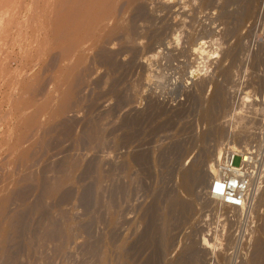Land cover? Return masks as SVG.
Here are the masks:
<instances>
[{
    "label": "rangeland",
    "instance_id": "374dc122",
    "mask_svg": "<svg viewBox=\"0 0 264 264\" xmlns=\"http://www.w3.org/2000/svg\"><path fill=\"white\" fill-rule=\"evenodd\" d=\"M34 1L13 0L35 6L22 7L25 22L48 4ZM105 1H94L90 21L106 14ZM121 2L106 27L95 19L98 29L82 28L90 35L72 34L86 35V55L71 35L64 68L55 56L68 43L45 39L41 22L0 42V197L10 194L15 226L0 264H264V171L250 166L247 207L206 194L228 145L264 157V13L243 14L261 10L260 0H137L128 35L111 32ZM62 83L73 84L72 102L46 125ZM15 142L31 155L20 173L21 160L9 158Z\"/></svg>",
    "mask_w": 264,
    "mask_h": 264
},
{
    "label": "bare ground",
    "instance_id": "6f19581e",
    "mask_svg": "<svg viewBox=\"0 0 264 264\" xmlns=\"http://www.w3.org/2000/svg\"><path fill=\"white\" fill-rule=\"evenodd\" d=\"M19 2H21V0H18ZM23 1V0H22ZM36 1V0H35ZM34 1V3L36 4V6L39 4L38 3V0H37V3ZM42 1V0H41ZM43 1H45V0H43ZM61 0H54V1H51V0H48L46 3H48L47 5H43V8L41 7H38V8H40V9H38L37 7H36V9H38L39 11H36V13H33V12H35V8L32 10L33 12L30 14V11H31V9L33 8H31L30 9V6H34V5H29V6H25V5H23V3H21L20 5H19V2H14V4L16 3H18V6L16 5L15 7H14V4H12L13 3V0H0V42L1 41H5L6 39H8V36H10L8 33L9 32H11V30H13L14 31V29L16 30V32H17V35L16 36H19V38H21V36H23L24 35V31H25V29L27 30V28L29 29V28H31V26L34 24V26H35V24H36V27H38L37 25H39V24H37V23H39V22H41L40 23V25H39V27H40V29H39V27L38 28H34V29H39L40 31H42L43 30V32H40V34L41 33H44L45 35V39H48V40H50L51 41V43H53V45H56V46H61V44H63L62 43V41H61V44H60V41L59 40H57V38L58 39H60L62 36V38L64 39V41H65V43L67 42L68 44H66V46H61V47H58V49L59 50H57V56H55L56 58H55V60L58 58V59H60V60H58V62L57 63H59V61L61 62V59H62V61H64L67 57H68V54L70 55V51H73V49L74 50H76V46H78V54H81L83 51V43H81V41H84V39H85V37H86V35H85V37L83 36V34L80 36L81 38L82 37H84V39L82 38V40L81 39H77L76 41H75V39L77 38H75V35L77 36V32L81 29V30H83V29H85L86 30V28L87 27H90V28H99L100 29V27H99V24H100V26L101 27H103V24H105L107 21H109V19L111 18L110 17V13L111 12H113L112 11V9L114 10V7H115V9H116V5H119L118 3H119V1L120 0H103V2L105 1V4H106V6H107V12H108V14H107V12H106V14L104 13H102L101 15L102 16H98L99 17V19L97 18V16H94V18L96 19V20H98V22L96 23V24H94L93 23V21H90V16H92V15H90L93 11H91V9L93 10V6L94 5H96L95 3H94V1L95 2H97V0H62L61 2H60ZM100 1V0H99ZM124 1V3H125V5L124 6H122L123 8L122 9H124L125 8V10H123V13H122V15H121V18L119 17V20L117 21V23L112 27V29H111V32L112 33H116L117 32V30H122L125 34H127V33H129L128 31H129V26H128V17L126 18V14L127 13H129V11L131 10V7H133L134 6V4H135V2L137 1V0H122V2ZM28 2V1H27ZM121 2V3H122ZM160 2L162 3V4H165L166 2H167V0H160ZM45 3V2H44ZM43 3V4H44ZM45 3V4H46ZM71 3L72 4H76L75 5V7H71ZM99 3V2H98ZM120 3V4H121ZM157 3H159L158 1H157ZM251 3V2H250ZM28 4V3H27ZM101 4V3H100ZM260 4H261V10H259L260 9V7H258L259 9L257 10V12H255V10H253V11H250V9H251V7H250V9L249 10H245V12H247L246 14L247 15H245V13H243L244 14V16L246 17V16H248L249 18H252V17H254V15H255V17H256V19L258 20H260V18L262 17V15H263V13H264V0H260ZM98 5V4H97ZM167 5V4H166ZM42 6V5H41ZM104 4H103V6H100V7H103L104 8ZM106 6H105V8H104V10L106 9ZM173 6V5H172ZM251 6H252V4H251ZM260 6V5H259ZM22 7H28L29 9H30V11H28L29 13L28 14H30L29 15V18L27 17V19H29L28 21H27V19H26V22H28L29 23V25H30V27H27V28H25L24 27V25H27V23L25 22V20H24V18H23V16H25V15H21V16H19L20 14L19 13H22ZM35 7V6H34ZM99 7V5L96 7V8H98ZM249 7V6H248ZM102 8V9H103ZM110 8V9H109ZM28 9V10H29ZM101 9V10H102ZM254 9V8H253ZM100 10V9H99ZM252 10V9H251ZM90 11H91V13H90ZM96 11V10H95ZM101 12V11H100ZM104 12V11H103ZM121 12H122V10H121ZM120 12V13H121ZM24 13V12H23ZM97 13H99V12H97ZM19 14V15H18ZM24 14H26V13H24ZM95 14V13H94ZM93 14V15H94ZM112 14V13H111ZM27 15V14H26ZM117 16V15H116ZM247 17V18H248ZM116 18V17H115ZM41 19V21H38V20H40ZM89 19V20H88ZM255 19V18H254ZM253 19V20H254ZM249 20V19H248ZM251 20V19H250ZM38 21V22H37ZM89 21H90V23L92 22V24L91 25H96L97 27H95L94 25H93V27H91L90 26V24L88 25V23H89ZM136 21V20H135ZM255 21V20H254ZM26 23V24H25ZM31 23H33V24H31ZM134 23V22H133ZM176 23V22H175ZM140 24V23H139ZM28 25V26H29ZM111 25V24H110ZM33 27V26H32ZM84 27V28H83ZM104 27H106V24L104 25ZM143 27V26H142ZM23 28H25V29H23ZM76 28H78V29H76ZM83 28V29H82ZM97 28V29H98ZM96 29V30H97ZM103 29V28H102ZM106 29V28H105ZM138 29V28H137ZM136 29V30H137ZM32 30H33V28H32ZM75 30H77V31H75ZM85 30H83L84 32H82V33H88L89 35L91 34V33H89L88 32V30L90 31V29L88 28L87 29V32H85ZM136 30H134V31H136ZM13 31H12V33H13ZM38 31V30H37ZM116 31V32H115ZM121 31V32H122ZM16 32L14 33V34H16ZM79 32H81V31H79ZM79 32H78V34H79ZM107 32H110V31H107ZM119 32V31H118ZM117 32V33H118ZM74 33H76L75 35H72V34H74ZM96 33V32H95ZM120 33V32H119ZM37 34V33H36ZM39 34V33H38ZM109 34V33H108ZM74 36L73 37V40L75 41V43L77 44V41L78 42H80V45H79V43L77 44V45H75V47L76 48H74V47H71L72 45H74V42H73V44L71 45L70 44V41H71V39L72 38H70V37H72V36ZM109 35H111V34H109ZM128 35V34H127ZM132 35V34H131ZM98 36V35H97ZM105 36V35H104ZM143 36V35H142ZM13 37V36H12ZM15 37V36H14ZM13 37V39L15 40L16 38H14ZM24 37H25V35H24ZM66 37H68V38H70V39H68V38H66ZM79 37V36H78ZM87 37H89V36H87ZM101 37V36H100ZM61 38V39H62ZM75 38V39H74ZM107 38V37H106ZM127 38V37H126ZM13 39L11 38L10 40H12L13 41ZM22 39V38H21ZM32 39H33V37H32ZM67 41H66V40ZM9 40V39H8ZM42 40V39H41ZM44 40V39H43ZM69 40V41H68ZM81 40V41H80ZM3 41V42H4ZM59 41V42H58ZM63 41V42H64ZM88 41V40H87ZM48 42V41H47ZM5 44H6V42H4ZM8 43H9V41H8ZM13 43V42H12ZM39 43V42H38ZM101 43V42H100ZM59 44V45H58ZM87 44V43H86ZM94 44V43H93ZM98 44V43H97ZM102 44V43H101ZM105 44V43H104ZM7 45V44H6ZM53 45H52V47H53ZM63 45H65V44H63ZM103 45V44H102ZM83 46V47H82ZM94 46V45H93ZM100 46V45H99ZM1 47V46H0ZM13 47V46H12ZM11 47V48H12ZM46 47V46H45ZM51 47V48H52ZM81 47H82V50H81ZM91 47V46H90ZM96 47V46H95ZM94 47V48H95ZM101 47V46H100ZM4 48H6V47H4ZM11 48H10V50H11ZM54 48V47H53ZM73 48V49H72ZM86 48V47H85ZM103 48V47H102ZM46 49H47V47H46ZM91 49V48H90ZM52 50H54V49H52ZM80 50L82 51L81 53H80ZM41 51H43V50H41ZM46 51V50H45ZM86 51V50H85ZM91 51V50H90ZM94 51V50H93ZM109 50H107V52H108ZM138 51H140V50H138ZM34 52H36V51H34ZM74 52V51H73ZM96 52V51H95ZM100 52V51H99ZM103 52H104V50H103ZM171 52V51H170ZM38 53V52H37ZM72 53V52H71ZM84 53V52H83ZM139 53V52H138ZM4 54V52L1 54V52H0V55H3ZM26 54V53H25ZM36 54V53H35ZM85 55H86V53H84ZM83 54V55H84ZM5 55V54H4ZM28 55V54H27ZM74 55H76V54H74ZM82 55V54H81ZM80 56V55H79ZM2 57L3 58H5V60H8V59H6V57L5 56H0V59H2ZM35 57V56H34ZM70 57V56H69ZM88 57V56H87ZM65 58V59H64ZM12 59V58H11ZM64 59V60H63ZM75 59V58H74ZM82 59V58H81ZM85 59H86V57H85ZM145 59V58H144ZM4 59H3V61L1 60L0 62H8V61H5ZM13 60V59H12ZM70 61V63H72L71 62V60H69ZM68 61V62H69ZM13 62V61H12ZM56 62V61H55ZM85 62V61H84ZM87 62V61H86ZM23 63V62H22ZM56 63V64H57ZM61 63H63V62H61ZM75 63V62H74ZM7 64H9V63H7ZM60 64V63H59ZM64 64V63H63ZM67 65L69 64V63H66ZM78 64V63H77ZM80 64V63H79ZM0 65H1V63H0ZM23 65H25V64H23ZM62 64H60V68L63 66V68L64 67H66V66H64V65H62ZM74 66H76L77 67V65H75V64H73ZM101 65V64H100ZM126 65V64H125ZM7 66V65H6ZM9 66V65H8ZM74 66H72V64H70V67L68 66L67 68L69 69L70 68V70L74 67ZM79 66V65H78ZM50 67V66H49ZM72 67V68H71ZM224 67V66H223ZM17 68V67H16ZM66 68V70H68ZM222 68V67H221ZM7 69V68H6ZM5 64H3V66L1 67L0 66V76L2 75V74H4L5 73ZM86 69V68H85ZM8 70V69H7ZM6 70V71H7ZM23 70V69H22ZM65 70V72L64 73H69L70 72V70H68V71H66ZM73 70V69H72ZM12 71V70H11ZM10 71V72H11ZM21 71V70H20ZM59 71V70H58ZM61 71V70H60ZM62 71H64V69L62 70ZM61 71V72H62ZM72 72V71H71ZM74 72V71H73ZM79 72V71H78ZM77 72V73H78ZM82 72V71H81ZM16 73H18V72H16ZM32 73V72H31ZM34 73V72H33ZM39 74V73H38ZM64 75V78H66V77H68L70 74H68V75ZM16 75V74H15ZM29 75V74H28ZM72 75V74H71ZM70 75V76H71ZM6 76V75H5ZM55 76V75H54ZM66 76V77H65ZM111 76V75H110ZM9 77V76H8ZM59 77V76H58ZM74 77V76H73ZM6 78V77H5ZM15 78V77H14ZM33 78V77H32ZM70 78V77H69ZM60 79V78H59ZM67 79V78H66ZM73 79V78H72ZM85 79V78H84ZM4 80V79H3ZM2 80V81H3ZM53 80V79H52ZM58 80V79H57ZM65 80V79H64ZM7 81V80H6ZM67 81H68V79H67ZM77 81V80H76ZM83 81V80H82ZM58 82V81H57ZM65 82V81H64ZM69 82H71V80L69 81ZM12 83V82H11ZM54 83V82H53ZM73 83V82H72ZM71 83V87L70 88H68V86H70L68 83H67V85L65 84V83H62L61 85H63L64 87H61V85L59 86L60 87V89H59V87H58V91L60 90V92H61V89L63 88H65L66 86V88H68V90L65 88L64 90H65V92H64V90H62L63 91V95H61V97H59V98H57L56 97V99L58 100V101H56V102H58V103H54V105L50 102V101H53V96L52 97H50L48 100H49V111H48V116H47V118H44L45 119V124H46V121H47V124L48 123H50V122H53L56 118H57V120H58V118L59 117H62V115L64 116L65 115V113H66V111H67V109L69 108V106H70V104H71V102H72V98H73V93H74V87H73V84ZM75 83V82H74ZM57 84V83H56ZM66 86H65V85ZM107 84V83H106ZM5 85V84H4ZM88 85V84H87ZM23 86H24V83H23ZM32 86V85H31ZM52 86H53V84H52ZM51 87V86H50ZM32 89V88H31ZM43 90V89H42ZM48 90V89H47ZM51 90V89H50ZM57 90V89H56ZM56 90H55V92H56ZM33 92V91H32ZM60 92H59V94H58V92H57V94L60 96ZM28 93V92H27ZM26 93V94H27ZM50 93V92H49ZM53 93V92H52ZM52 93H50L51 95H52ZM24 94V93H23ZM37 94V93H36ZM57 94H55V95H57ZM32 95V94H31ZM47 95V94H46ZM49 95V94H48ZM5 96V95H4ZM21 96V95H20ZM85 96V95H84ZM51 98H53L52 100H51ZM21 99V98H20ZM41 99V98H40ZM16 100V99H15ZM24 100V99H23ZM24 102L25 101H23V104H24ZM41 102V101H40ZM9 103V102H8ZM28 103V102H27ZM32 103V102H31ZM46 103V102H45ZM48 103V102H47ZM16 104V103H15ZM38 104V103H37ZM46 105V104H45ZM44 105V106H45ZM46 105V106H47ZM26 106V105H25ZM20 107V106H19ZM38 107H39V105H38ZM206 107V106H205ZM30 108V107H29ZM41 108H43V107H41ZM41 108L39 109V111H42V115L44 114L43 113V110H41ZM45 108V107H44ZM43 108V109H44ZM21 109V108H20ZM23 109V108H22ZM206 110V109H205ZM208 110L209 109H207V112H208ZM26 111V110H25ZM37 111H38V109H37ZM13 112V111H12ZM207 112H204L205 114L207 113ZM27 114V113H26ZM32 114V113H31ZM37 113L35 112V115H33V116H35V117H33L32 116V118L31 117H29L30 116V113H29V116L27 115V117L28 118H31V119H34L35 121V123L37 124L36 126H40V125H42L43 123V121H44V119H42V116H41V118H39L40 116V114L38 113V115H36ZM204 114V116H206L207 117V115H208V113H207V115H205ZM24 115V114H23ZM23 117V116H22ZM203 117V116H202ZM28 118H26V122L27 121H30L31 119H28ZM66 118V117H65ZM1 119V118H0ZM3 119V118H2ZM28 119V120H27ZM31 121H33V120H31ZM56 121V120H55ZM22 122V121H21ZM19 123H20V121H19ZM23 123H25V122H23ZM16 124V123H15ZM34 124V123H33ZM44 124V125H45ZM46 124V125H47ZM51 124V123H50ZM49 124V125H50ZM35 125V124H34ZM25 126V125H24ZM44 127V126H43ZM33 128V127H32ZM46 129V128H45ZM30 131V130H29ZM28 131V132H29ZM39 132V131H38ZM41 132V131H40ZM23 135H25V134H23ZM37 135V134H36ZM14 136V135H13ZM25 137V136H24ZM34 137V136H33ZM37 137V136H36ZM35 137V138H36ZM16 138V137H15ZM7 139V138H6ZM31 139V138H30ZM17 141V140H16ZM26 142H28V141H26ZM16 143V142H15ZM19 143V142H18ZM18 143H16L17 145H18ZM20 145H22V144H20ZM41 145V144H40ZM8 146V145H7ZM48 146V145H47ZM1 147V146H0ZM8 147H10V146H8ZM12 149H10L11 151V153H9V154H11L12 156L11 157H9V158H12V159H17L16 161H17V163H19L18 161V159H20L21 160V163H22V167L21 166H19V167H21L20 169L21 170H18L19 171V173L20 172H22V168H23V163H25V162H29L30 161V159H28V158H31V155L29 154V151L28 150H26L25 148H19V145L18 146H16L15 145V148H14V146H13V144H12ZM11 148V147H10ZM4 152V151H3ZM5 154V153H4ZM8 154V155H9ZM29 155H30V157H29ZM8 157V156H7ZM7 159V158H6ZM12 159L10 160V159H8L9 161H11V162H15L14 160L12 161ZM27 160H29V161H27ZM32 160V159H31ZM2 161V160H1ZM5 161H7V160H5ZM53 162V161H52ZM4 163V162H3ZM10 164L11 166L12 165H15L16 166V162H15V164ZM6 165H7V163H6ZM9 165V166H10ZM29 165H31V164H29ZM2 166V165H1ZM14 166V167H15ZM17 166H18V164H17ZM16 166V167H17ZM5 167V166H4ZM10 168V167H9ZM66 168V167H65ZM1 169V168H0ZM10 169H13V167H11ZM66 170V169H65ZM249 170H250V168H249ZM15 171V170H14ZM252 171V170H251ZM10 172V171H9ZM16 172H17V170H16ZM15 172V173H16ZM250 172V171H249ZM10 173H12V172H10ZM14 173V174H15ZM26 173H28V172H26ZM18 175H20V174H18ZM17 175V176H18ZM68 175V174H67ZM66 175V176H67ZM250 175H251V173H250ZM11 176V175H10ZM17 176H15V177H17ZM21 176V175H20ZM25 176V175H24ZM61 176V175H60ZM12 177H13V175H12ZM70 177V176H69ZM8 178V177H7ZM26 178V177H25ZM67 178V177H66ZM12 179V178H11ZM17 179V178H16ZM18 179H19V177H18ZM20 179H22V178H20ZM24 179V178H23ZM252 179V178H251ZM6 180V179H5ZM19 182H20V180H18ZM22 182V181H21ZM182 182V181H181ZM6 183V182H5ZM18 183V182H17ZM24 183V182H23ZM187 183V182H186ZM19 184V183H18ZM2 185V184H1ZM16 185V184H15ZM14 185V186H15ZM22 184H20V186H21ZM35 185V184H34ZM184 185H186V184H184ZM183 185V187H185ZM188 185V184H187ZM190 185V184H189ZM8 186V185H7ZM2 187H3V185H2ZM182 187V188H183ZM252 187V186H251ZM251 187H249V192L251 191ZM8 190V189H7ZM22 190V189H21ZM190 190V189H189ZM188 190V191H189ZM6 191V190H5ZM184 192H187V189L184 191ZM190 192V191H189ZM15 193V192H14ZM188 193V192H187ZM186 193V194H187ZM195 194V193H194ZM9 195L10 194H5L4 193V196L2 197H0L1 199H0V246H1V248H2V246H3V244L5 245V243L8 241V238L10 239V237H11V235L9 236V232L12 230V229H14V223H13V219H12V215L10 216L9 214H8V207H9V200H10V197H9ZM13 195V194H12ZM11 195V196H12ZM184 195V194H183ZM189 195H190V193H189ZM14 196V195H13ZM46 196V195H45ZM187 196V195H186ZM187 198V197H186ZM210 198V197H209ZM16 199V198H15ZM210 199H212V198H210ZM11 200H12V198H11ZM213 200H215V199H213ZM13 201H14V199H13ZM24 201V200H23ZM217 201V200H216ZM18 203H19V201H17ZM37 202V201H36ZM21 204V203H20ZM219 204H225V203H219ZM11 205H13V203L11 204ZM227 205H229V204H227ZM231 206V205H230ZM232 207H235V206H232ZM18 208V207H17ZM236 208H240V207H236ZM19 209V208H18ZM11 211V210H10ZM239 211V210H238ZM13 212V211H12ZM11 212V213H12ZM16 212V211H15ZM9 215V216H8ZM15 216V215H14ZM22 216V215H21ZM18 218V217H17ZM20 218V217H19ZM17 220V219H16ZM36 220V219H35ZM18 222V221H17ZM22 222V221H21ZM18 224V223H17ZM16 225V224H15ZM20 229H22V228H20ZM14 232V231H13ZM17 231H15V233H16ZM22 232V231H21ZM11 234V233H10ZM12 234H14V233H12ZM20 236V235H19ZM17 237V236H16ZM40 237V236H39ZM12 238V237H11ZM9 242V241H8ZM13 242V241H12ZM30 243V242H29ZM7 245H9V244H7ZM13 245H14V242H13ZM4 247H6V245L5 246H3V248ZM0 248V249H1ZM10 248V247H9ZM12 248V247H11ZM2 250V249H1ZM0 250V254H1V252L3 251H1ZM6 250V249H5ZM4 250V251H5ZM36 250V249H35ZM3 251V252H4ZM8 251V250H7ZM9 252V251H8ZM27 252V251H26ZM5 254V253H4ZM3 254V255H4ZM35 254V253H34ZM2 255V256H3ZM4 257V256H3ZM11 257V256H10ZM9 258V257H8ZM8 258L6 259V260H8ZM10 259H12V258H10ZM2 260H4V259H1L0 261L2 262ZM19 260H21V259H19ZM259 260V259H258ZM34 261V260H33ZM3 263H5V260L3 261ZM8 264H9V261L7 262ZM11 263V262H10ZM15 263H16V261H15ZM250 264H254V263H250Z\"/></svg>",
    "mask_w": 264,
    "mask_h": 264
},
{
    "label": "built area",
    "instance_id": "2783aa9c",
    "mask_svg": "<svg viewBox=\"0 0 264 264\" xmlns=\"http://www.w3.org/2000/svg\"><path fill=\"white\" fill-rule=\"evenodd\" d=\"M256 99L264 107V97ZM236 155L240 156L239 164L233 163ZM250 166L263 172L264 157L257 158L255 150L251 148L242 152L228 145L224 156L217 162L216 171L207 187L206 194L208 197L217 200L219 203L240 208L250 205L252 201L249 195Z\"/></svg>",
    "mask_w": 264,
    "mask_h": 264
}]
</instances>
